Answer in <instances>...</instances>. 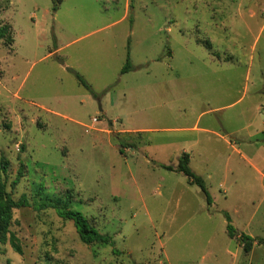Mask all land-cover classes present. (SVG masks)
<instances>
[{
    "label": "rangeland",
    "instance_id": "1",
    "mask_svg": "<svg viewBox=\"0 0 264 264\" xmlns=\"http://www.w3.org/2000/svg\"><path fill=\"white\" fill-rule=\"evenodd\" d=\"M4 24L0 174L30 205L0 264H264L225 215L264 238V0H0ZM185 151L211 203L163 167Z\"/></svg>",
    "mask_w": 264,
    "mask_h": 264
},
{
    "label": "trees",
    "instance_id": "2",
    "mask_svg": "<svg viewBox=\"0 0 264 264\" xmlns=\"http://www.w3.org/2000/svg\"><path fill=\"white\" fill-rule=\"evenodd\" d=\"M11 26L10 24H4L0 26V37H6L8 43L13 42V37L11 36ZM132 69V63L130 59H127L126 64L124 65L122 72L125 73ZM77 76L82 84H84L91 94L94 96H97V92L94 91V89L91 87V85L83 78L82 75L77 73ZM125 143H122V146H124ZM163 167L170 169V170H176L184 172L188 178L189 182L192 184H197L201 187V189L204 191V193L207 195L208 201L212 202V197L209 193V189L207 187V183L205 179L197 174L190 166V154L188 152H184L182 156L179 157L177 164H162ZM23 168L24 163L21 164L17 178L13 181L12 185L18 183V180L21 176H23ZM0 170H3L6 172V165H5V159H2L0 161ZM30 200L26 194H22L18 198H15L13 196L12 191L7 189V182L3 178V176L0 174V239L2 241H5L8 234L9 240L14 248L15 251L22 253V247L20 244V239L16 235L15 232L10 230V226L13 222V213L14 209L21 208L24 206H29ZM50 204H41L40 207H48ZM58 214L65 218V219H71L73 220L75 227L79 233L80 239L86 243V244H93V243H110L112 246H114V240L113 238L108 235L101 233L88 219L87 216H85L80 211H74L66 208L57 207ZM226 218H227V229L228 233L231 237H239V240L243 244L245 251H250L255 243H264L263 237H253L252 235L246 234L244 232H238L234 226L232 225L231 221L232 218L229 215L228 212H225ZM115 252V249H114Z\"/></svg>",
    "mask_w": 264,
    "mask_h": 264
},
{
    "label": "crops",
    "instance_id": "3",
    "mask_svg": "<svg viewBox=\"0 0 264 264\" xmlns=\"http://www.w3.org/2000/svg\"><path fill=\"white\" fill-rule=\"evenodd\" d=\"M183 33V32H182ZM185 34V33H184ZM138 130H141V129H138ZM186 152V151H185ZM190 159H191V157H190ZM162 164H167V163H162ZM168 164H170V163H168Z\"/></svg>",
    "mask_w": 264,
    "mask_h": 264
}]
</instances>
